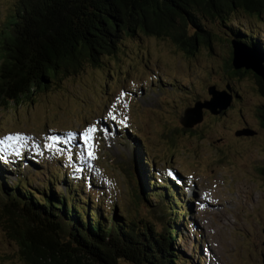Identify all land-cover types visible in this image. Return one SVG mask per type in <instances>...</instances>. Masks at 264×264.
Masks as SVG:
<instances>
[{
	"label": "rangeland",
	"instance_id": "374dc122",
	"mask_svg": "<svg viewBox=\"0 0 264 264\" xmlns=\"http://www.w3.org/2000/svg\"><path fill=\"white\" fill-rule=\"evenodd\" d=\"M15 2L0 0V34ZM229 16L264 40V18ZM221 23L204 21L214 34L212 49L201 45L187 53L167 37L142 34L126 39L101 66L86 60L32 99L0 105L6 182L27 176L31 187L41 189L51 179L60 192L78 184L102 213L142 217L160 229V214L137 201L130 175L142 144L160 187L166 177L183 183L189 204L188 227L177 240L182 258L189 264H264V97L252 73L237 76L226 68L234 38L224 36ZM212 85H232L239 96L218 114L204 108L201 122L184 127L183 111L210 99ZM90 127L96 131L85 143L82 134ZM245 128L250 134H236ZM14 219L23 225L21 217ZM11 224L0 204V264H28Z\"/></svg>",
	"mask_w": 264,
	"mask_h": 264
},
{
	"label": "trees",
	"instance_id": "16d2710c",
	"mask_svg": "<svg viewBox=\"0 0 264 264\" xmlns=\"http://www.w3.org/2000/svg\"><path fill=\"white\" fill-rule=\"evenodd\" d=\"M12 9L0 34L3 107L32 99L60 75L76 72L86 60L101 66L103 57L118 55L126 39L142 34L167 37L187 53L201 45L212 49L214 34L204 24L209 17L222 20L224 36L234 38L226 68L237 76L252 73L264 97V77L233 63V41L264 60V40L248 24L229 18L230 13H243L263 19L264 0H16ZM230 87L234 100L239 95ZM260 110L264 126V105ZM141 146L131 159L135 197L160 214V229L142 217L102 213L90 197L83 198L78 184L66 185L64 192L51 179L41 189L31 187L27 176L8 184L5 161L0 158V204L11 218L8 230L26 263L189 264L177 243L188 227L183 183L166 177L160 187Z\"/></svg>",
	"mask_w": 264,
	"mask_h": 264
},
{
	"label": "water",
	"instance_id": "95a60500",
	"mask_svg": "<svg viewBox=\"0 0 264 264\" xmlns=\"http://www.w3.org/2000/svg\"><path fill=\"white\" fill-rule=\"evenodd\" d=\"M234 66L236 68H251L264 77L263 59L255 52L241 43L233 41ZM211 98L208 100H198L194 105L188 106L180 117V122L184 127L191 128L203 119V109L207 108L214 114H218L227 109L233 100L232 89L227 85L226 89L219 90L215 85L208 88ZM250 130L245 128L236 132L237 135L250 134Z\"/></svg>",
	"mask_w": 264,
	"mask_h": 264
},
{
	"label": "snow or ice",
	"instance_id": "6c2138e0",
	"mask_svg": "<svg viewBox=\"0 0 264 264\" xmlns=\"http://www.w3.org/2000/svg\"><path fill=\"white\" fill-rule=\"evenodd\" d=\"M113 119H115L114 116H113ZM95 131H96L95 127H90V128L85 130V132L82 134V136L85 140V143H87L90 139H92V134H94ZM7 139L11 140V139H13V137H8ZM15 139L19 140L20 137L17 136V137H15ZM0 143H2V141H0ZM89 156H91V158H93V159L95 158L94 153L91 151L89 152Z\"/></svg>",
	"mask_w": 264,
	"mask_h": 264
}]
</instances>
